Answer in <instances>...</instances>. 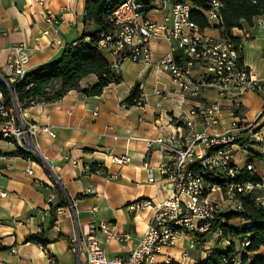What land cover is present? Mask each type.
Returning a JSON list of instances; mask_svg holds the SVG:
<instances>
[{"label":"crops","instance_id":"crops-1","mask_svg":"<svg viewBox=\"0 0 264 264\" xmlns=\"http://www.w3.org/2000/svg\"><path fill=\"white\" fill-rule=\"evenodd\" d=\"M170 5L169 0H155L147 16L162 21ZM56 26L65 46L77 43L84 32L91 30L85 28V0H44V5L39 0H0V73L6 77L11 74L8 60L16 43L29 47V71L58 60L65 46L50 45ZM241 27L239 34L243 31L250 34L242 37L243 63L254 76L264 79V23L258 24L254 19L251 25L243 23ZM45 30L49 33L43 34ZM222 30L212 21L204 31L222 38ZM151 47V63L122 62L117 68L122 81L109 84L100 95L83 92L97 82L95 75H89L61 100L22 109L27 119L51 126L55 131V136L43 131L37 134L42 162L13 154L18 150L16 144L0 135V192H6L4 196L0 194V264H77L71 248L75 223L66 206L57 210L55 223L50 226L49 210L58 202L56 185L76 201L80 229L92 221H109L108 229L98 230L97 237L109 256L127 255L147 230L158 204L173 190L159 168L168 160L167 151L160 143L149 146L148 140L163 137L176 146H184L193 140L195 131L221 133L234 118L252 122L263 106V95L255 90L232 99L229 93L222 95L216 85L204 86L198 98L180 91L170 73L160 65L169 45L156 40ZM182 55L186 59L183 51ZM105 57L113 65L117 60L114 56ZM203 75L200 64L190 67V76L196 83ZM136 83L140 84L143 106L125 102ZM215 101L222 106L219 124L204 127L198 119L194 128L185 124V115L192 107ZM245 134V130L239 134L234 147L236 166L240 170L252 163L257 174L264 177V146L249 141ZM194 148L206 151L200 144ZM120 154L130 155L131 161L114 162L113 157ZM149 165L154 168L153 182L149 181ZM29 170L33 173L29 174ZM51 193L55 198L48 203ZM211 198L224 208L232 202L219 192L212 193ZM142 201L150 204L143 208L136 206ZM230 224L241 228L250 221L237 218ZM42 231L51 239L46 248L26 242L27 235ZM238 239H232L234 244ZM230 241L221 232H211L203 244L184 256L182 251L188 239L183 235L165 250L179 264H200L218 246L228 247ZM235 249L237 254H244V247L242 251L238 246ZM156 259L163 262L164 256L158 255Z\"/></svg>","mask_w":264,"mask_h":264},{"label":"built area","instance_id":"built-area-1","mask_svg":"<svg viewBox=\"0 0 264 264\" xmlns=\"http://www.w3.org/2000/svg\"><path fill=\"white\" fill-rule=\"evenodd\" d=\"M169 1L170 9L162 21L147 16L154 8V2L126 0L112 12L110 15L112 27L99 33L98 46L105 56L116 57V62L112 64L114 70L117 72L118 65L125 61L151 63L153 59L151 43L164 40L169 45V52L161 59L160 65L170 73L180 91L198 98L204 86L216 85L221 88L222 95L224 93L232 95L231 99L241 96L247 90L261 93L264 99V79H258L243 62L239 61L242 37L250 36L249 32L243 31L239 34L238 31L243 30L242 27H235L231 31V36L223 35L219 38L209 35L199 29L191 19L193 7L191 0ZM211 2L212 7L203 11L208 24L214 21L221 25V3L219 0ZM39 3L44 5V0H39ZM255 20L258 24L264 23L263 16H258ZM48 21L52 22V19ZM53 23L56 22L53 20ZM48 33L49 30L43 32ZM54 33L56 35L50 45L65 46L63 39L58 36V26L55 27ZM232 38H239L240 43L237 44ZM178 49H181L186 57L181 64L174 58V53ZM30 59V50L26 43L14 44L8 60L11 74L6 77L0 73V78L9 91L12 92L11 84L21 80L29 71ZM194 64H200L204 68V75L198 83L190 76V67ZM236 101L232 100L233 103ZM138 104L143 106L142 98L138 100ZM196 119L204 127L216 126L222 119L221 103L219 101L198 103L185 115L184 122L188 127L194 128ZM263 128L264 104L252 122H242L234 118L229 127L221 133L195 131L193 140L184 146H176L163 137L149 139V146L160 143L167 151L168 160L161 163L159 168L171 183L173 190L158 204L147 230L125 256H109L106 247L96 235L98 230L108 229L109 221H92L80 229L77 203L63 192L67 200L66 207L75 223V236L71 248L76 255L77 264H179L165 248L174 246L183 235L188 239L182 251L184 256H188L197 245L203 244L216 215L225 210L221 202L211 198L212 193L219 192L232 201L226 207L228 210H242L239 194L254 195L256 204L264 207V177L257 174L252 163H248L247 168L259 179L238 181L236 175L239 170L234 158L236 140L243 130L249 141L264 146ZM40 131L55 136L51 126H42L27 119L15 100L12 106H8L0 85V135L13 141L18 149L37 154L41 159L39 155L41 150L37 142V134ZM196 144L202 145L206 151L196 150L194 148ZM113 161L127 163L131 161V156L116 155ZM147 171L149 181H155L154 168L149 165ZM209 172L223 178V182L206 178ZM28 173L33 172L29 170ZM0 194L4 196L6 192L2 191ZM54 198L55 195L51 193L47 202H52ZM149 204V201H142L136 206L143 208ZM110 237L112 235L108 236ZM249 244L250 240L245 237L241 247ZM158 255L164 256L163 262L157 261ZM241 258L242 255L233 253L231 256L221 257L219 264H240Z\"/></svg>","mask_w":264,"mask_h":264},{"label":"trees","instance_id":"trees-1","mask_svg":"<svg viewBox=\"0 0 264 264\" xmlns=\"http://www.w3.org/2000/svg\"><path fill=\"white\" fill-rule=\"evenodd\" d=\"M126 0H85V28H91L83 33L77 43L66 45L61 57L48 64L37 66L28 71L19 81L11 84L12 92L6 87L0 78V85L4 92L6 104L12 106L14 100L21 109H25L37 103L54 102L61 100L71 89L79 86L80 82L89 75H95L97 82L83 89L87 95H100L111 83H120L122 76L117 73L112 64L102 54L98 46V36L100 32L107 31L112 27L110 15ZM152 3L155 0H138ZM221 3L220 12L222 14L221 27L224 36H231V31L235 27H241L243 23L251 25L258 16H264V0H219ZM193 7L191 19L198 28L205 30L209 24L203 11L212 7L211 0H191ZM237 44L239 38H232ZM177 63L181 64L186 59L182 51L178 49L174 53ZM242 63V56L239 58ZM141 98L140 84L136 83L125 98L127 105L138 104ZM2 137H0L1 139ZM1 152V151H0ZM15 155L25 158H33L38 162L41 159L34 153L18 149ZM95 168V167H94ZM236 178L238 181H256L258 176L250 171L247 166L238 171ZM211 181L223 182V178L209 172L206 175ZM58 192V202L51 205L50 226L56 220L57 210L67 205V200L59 185H56ZM243 208L242 210H224L216 215L208 233L220 230L221 236L228 238L230 245L226 248L218 247L214 253L200 264H219L223 256H231L236 253L233 238H240V243L247 237L250 244L244 247V254L240 264H264V207L257 205L255 196L239 194ZM242 218L250 221L249 225L241 228L230 224L231 220ZM26 242L41 244L44 248L51 242L45 231L29 234ZM254 256L249 253L259 252ZM237 254V253H236Z\"/></svg>","mask_w":264,"mask_h":264},{"label":"rangeland","instance_id":"rangeland-1","mask_svg":"<svg viewBox=\"0 0 264 264\" xmlns=\"http://www.w3.org/2000/svg\"><path fill=\"white\" fill-rule=\"evenodd\" d=\"M37 155V154H36ZM39 155L41 156V152H39ZM226 209V208H225ZM236 246H238L239 247V250L240 251H242V245H241V243H240V238L238 239V241L236 242V244H235ZM236 246H235V248H236ZM218 247H222V246H218Z\"/></svg>","mask_w":264,"mask_h":264}]
</instances>
